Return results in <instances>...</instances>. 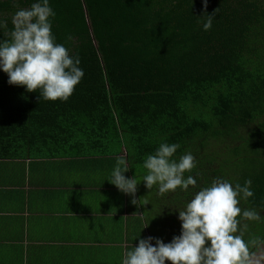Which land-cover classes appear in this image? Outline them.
Returning a JSON list of instances; mask_svg holds the SVG:
<instances>
[{
	"label": "trees",
	"instance_id": "16d2710c",
	"mask_svg": "<svg viewBox=\"0 0 264 264\" xmlns=\"http://www.w3.org/2000/svg\"><path fill=\"white\" fill-rule=\"evenodd\" d=\"M36 2L0 0V24L7 25L0 40L14 29V14ZM49 6L56 43L79 58L84 76L67 102H53L9 84L0 68V155L26 148L24 138L33 134L24 136V128L34 119L47 124L41 135L52 148L65 149L59 147L69 140L96 147L104 139L125 146L137 193L164 218L149 213L155 227L160 222L154 240L165 244L182 235L179 210L198 191L217 178L233 187L250 179L254 195L240 207L261 220L246 221L244 239L264 241V0H207L206 8L204 0ZM208 15L213 25L205 31ZM161 143L180 145L177 160L194 156L197 166L185 178L191 175L195 187L164 195L146 187L143 163Z\"/></svg>",
	"mask_w": 264,
	"mask_h": 264
},
{
	"label": "crops",
	"instance_id": "0c3cea01",
	"mask_svg": "<svg viewBox=\"0 0 264 264\" xmlns=\"http://www.w3.org/2000/svg\"><path fill=\"white\" fill-rule=\"evenodd\" d=\"M38 122L25 125L26 148L0 155V264H122L140 239L156 246L147 196L109 182L120 160L134 177L125 146L52 148Z\"/></svg>",
	"mask_w": 264,
	"mask_h": 264
},
{
	"label": "clouds",
	"instance_id": "9594fccd",
	"mask_svg": "<svg viewBox=\"0 0 264 264\" xmlns=\"http://www.w3.org/2000/svg\"><path fill=\"white\" fill-rule=\"evenodd\" d=\"M205 8L207 0H204ZM218 11V9H217ZM55 12L49 0H38L28 9L18 10L12 17L14 29L5 33L0 40V68L9 77V84L26 87L28 92H40L47 101L67 102L80 84L84 72L79 67V58L70 56L62 44L56 43L52 33L51 18ZM213 25V15H208L203 28L208 31ZM0 27H7L6 23ZM180 145L161 143L155 154L148 155L143 163L147 174L143 177L146 187L151 190L158 186L161 195L185 192L197 181L186 173L196 168L191 153L177 160L175 154ZM118 161L109 181L122 193L135 197L138 183L127 179L128 170L122 169ZM252 181L232 186L226 180L215 179L208 187L198 191L194 198L179 210L182 235L174 237L171 243L162 240L152 244V237L140 239L139 245L127 251L122 264H262L264 256L256 249L264 241L250 236L246 221H260L254 209L242 210L241 200L253 197ZM136 204L135 198L132 200Z\"/></svg>",
	"mask_w": 264,
	"mask_h": 264
},
{
	"label": "rangeland",
	"instance_id": "374dc122",
	"mask_svg": "<svg viewBox=\"0 0 264 264\" xmlns=\"http://www.w3.org/2000/svg\"><path fill=\"white\" fill-rule=\"evenodd\" d=\"M150 212L152 214V216L150 215L151 218H153V219H155V218L159 219V217H161L164 220L163 216H158L157 213H156V215L154 214V212H155V208L154 207H153V210L150 211ZM148 217H149V215H148ZM158 225H160V222L156 225L155 228H157ZM258 255L264 256V246L260 249V251L258 252ZM262 264H264V261H262Z\"/></svg>",
	"mask_w": 264,
	"mask_h": 264
}]
</instances>
